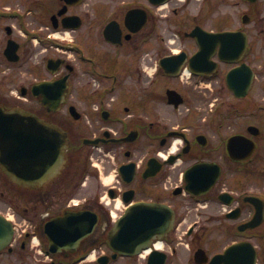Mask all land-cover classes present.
I'll list each match as a JSON object with an SVG mask.
<instances>
[{"label":"flooded vegetation","instance_id":"obj_1","mask_svg":"<svg viewBox=\"0 0 264 264\" xmlns=\"http://www.w3.org/2000/svg\"><path fill=\"white\" fill-rule=\"evenodd\" d=\"M61 78L58 100L42 85ZM11 108L68 145L54 176L50 144L32 177L0 165L18 230L0 264H264V0H0V113ZM141 202L171 206V230L114 252L111 226Z\"/></svg>","mask_w":264,"mask_h":264},{"label":"water","instance_id":"obj_2","mask_svg":"<svg viewBox=\"0 0 264 264\" xmlns=\"http://www.w3.org/2000/svg\"><path fill=\"white\" fill-rule=\"evenodd\" d=\"M56 130L55 134L49 124L41 122L31 113L15 109L0 113V159L3 154L6 160L5 152L8 151L9 161L20 165L23 163L25 175L32 177L36 147L50 144L58 171L64 161L66 141ZM48 134H52L51 139ZM172 219L173 211L165 205L140 203L131 206L109 231L108 244L113 250L121 252L131 250L135 244L145 245L156 234L165 233ZM12 233V224L0 215V249L10 241Z\"/></svg>","mask_w":264,"mask_h":264},{"label":"rangeland","instance_id":"obj_3","mask_svg":"<svg viewBox=\"0 0 264 264\" xmlns=\"http://www.w3.org/2000/svg\"><path fill=\"white\" fill-rule=\"evenodd\" d=\"M220 100H223V104H222V106H226L227 105V98H226V96L225 95H222V93H220L218 96H217V103L216 104H221L220 103ZM226 108V107H225ZM224 108V109H225ZM114 173H115V171H111L110 172V176L111 177H113L114 176ZM103 175H106V173H104ZM108 186V184H106V185H104V187L106 188ZM116 210V209H115ZM0 212H6V210H0ZM10 214H13V211H10Z\"/></svg>","mask_w":264,"mask_h":264},{"label":"bare ground","instance_id":"obj_4","mask_svg":"<svg viewBox=\"0 0 264 264\" xmlns=\"http://www.w3.org/2000/svg\"><path fill=\"white\" fill-rule=\"evenodd\" d=\"M107 179H109V178H107Z\"/></svg>","mask_w":264,"mask_h":264}]
</instances>
